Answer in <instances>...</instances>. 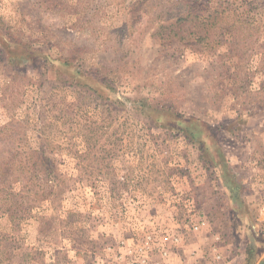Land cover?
Returning <instances> with one entry per match:
<instances>
[{
	"label": "rangeland",
	"instance_id": "374dc122",
	"mask_svg": "<svg viewBox=\"0 0 264 264\" xmlns=\"http://www.w3.org/2000/svg\"><path fill=\"white\" fill-rule=\"evenodd\" d=\"M224 175L264 239V0H0V264H112L190 204L228 245Z\"/></svg>",
	"mask_w": 264,
	"mask_h": 264
},
{
	"label": "built area",
	"instance_id": "2783aa9c",
	"mask_svg": "<svg viewBox=\"0 0 264 264\" xmlns=\"http://www.w3.org/2000/svg\"><path fill=\"white\" fill-rule=\"evenodd\" d=\"M188 212L189 219L184 224L188 228V232L192 234L199 233L200 229L205 225L203 219L193 221L194 217L193 204H190ZM179 228V226H178ZM134 245L129 247H122L115 257H113L112 264H187L184 259V235L180 231H163L161 233L147 232ZM174 249V250H173ZM177 249V250H176ZM209 254L212 261L219 264L223 260L218 249L210 246ZM194 259L195 253L192 251L188 253ZM108 264V263H107Z\"/></svg>",
	"mask_w": 264,
	"mask_h": 264
},
{
	"label": "crops",
	"instance_id": "0c3cea01",
	"mask_svg": "<svg viewBox=\"0 0 264 264\" xmlns=\"http://www.w3.org/2000/svg\"><path fill=\"white\" fill-rule=\"evenodd\" d=\"M195 201L196 205L200 207V199L196 198ZM202 219L204 220L205 225L200 229L199 233L192 234L190 232H184L183 234L184 241L186 242V244L184 242L185 246H183V258L186 259V263L191 264L193 260L188 253L193 251L196 255L197 252V256H195L196 259V257L199 256V252H204L202 249L206 244L205 250L207 249V251H210L209 247L214 246L218 249L222 259L226 261L231 260L232 264H245L243 261L245 258V250L250 242L245 223L240 220L238 224H236L234 221L232 235H230L231 243L225 245L222 236L220 237L219 234L212 232L210 227L211 224L209 222L210 219L208 220L206 216H203ZM251 228L259 235V230L255 228V224H252ZM226 251H228V253H226Z\"/></svg>",
	"mask_w": 264,
	"mask_h": 264
},
{
	"label": "trees",
	"instance_id": "16d2710c",
	"mask_svg": "<svg viewBox=\"0 0 264 264\" xmlns=\"http://www.w3.org/2000/svg\"><path fill=\"white\" fill-rule=\"evenodd\" d=\"M212 17V16H211ZM213 18V17H212ZM199 19V18H195ZM202 26V23H200ZM194 27H190L188 30H186L185 38H192L196 35H199V33H195ZM178 35V34H175ZM232 179V182H231ZM223 184L222 186L225 187L227 194H229V197L232 198V212L234 216L237 218L235 220V223L238 224V222L241 220L245 223L246 228L248 230V237H249V244L246 247L245 250V258L244 263L245 264H254L256 261L257 256L261 252L263 246H264V239L262 235L256 234V232L251 228L250 225V218L249 216L244 212L243 210V203L239 198V184L233 180V177L230 176H223ZM238 200V203L234 204L233 201Z\"/></svg>",
	"mask_w": 264,
	"mask_h": 264
}]
</instances>
